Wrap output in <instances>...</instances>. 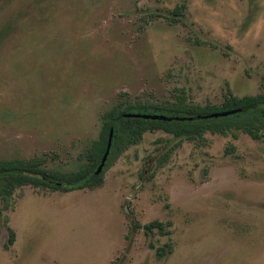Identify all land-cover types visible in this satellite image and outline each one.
<instances>
[{
  "label": "rangeland",
  "instance_id": "374dc122",
  "mask_svg": "<svg viewBox=\"0 0 264 264\" xmlns=\"http://www.w3.org/2000/svg\"><path fill=\"white\" fill-rule=\"evenodd\" d=\"M263 77L264 0H0V161L72 172L119 104L220 102ZM205 137L146 131L92 185L0 198V264H264V141Z\"/></svg>",
  "mask_w": 264,
  "mask_h": 264
},
{
  "label": "trees",
  "instance_id": "16d2710c",
  "mask_svg": "<svg viewBox=\"0 0 264 264\" xmlns=\"http://www.w3.org/2000/svg\"><path fill=\"white\" fill-rule=\"evenodd\" d=\"M186 4L171 10L172 20L183 16ZM262 92L256 95L237 96L228 87L224 99L220 102L205 104L190 102L184 96L178 95L177 101L165 105L127 101L104 113V126L100 139L90 148L85 165L72 172H58L43 167L45 158L13 159L0 161V198L7 199L15 189L27 184L48 188L53 191H71L82 189L101 179V174L91 179L93 172L99 166L107 149L113 130L111 152L104 171L110 161L120 155L125 148L137 144L146 131L165 130L178 137L189 140L206 141L205 134L229 135L235 138L240 133H246L256 140L264 141V77L261 82ZM233 112L226 116L213 117V114ZM127 113L164 114L167 116L191 117L190 120H152L144 118L125 117ZM147 232L158 228L164 230V223L154 220L145 226ZM8 245L15 242V232L9 227ZM158 253L164 255L165 249L158 248Z\"/></svg>",
  "mask_w": 264,
  "mask_h": 264
},
{
  "label": "water",
  "instance_id": "95a60500",
  "mask_svg": "<svg viewBox=\"0 0 264 264\" xmlns=\"http://www.w3.org/2000/svg\"><path fill=\"white\" fill-rule=\"evenodd\" d=\"M233 112H224V113H216V114H213L212 116L213 117H220V116H226V115H229ZM125 117H129V118H144V119H152V120H164V121H174V120H191L192 118L191 117H180V116H167V115H163V114H148V113H127L125 114ZM112 139H113V130L111 131V135H110V138H109V141H108V145H107V149H106V152L101 160V163L100 165L98 166V168L96 169V171L93 173V175L91 176V179L95 178L96 176H98L107 160H108V157L110 155V151H111V146H112Z\"/></svg>",
  "mask_w": 264,
  "mask_h": 264
}]
</instances>
